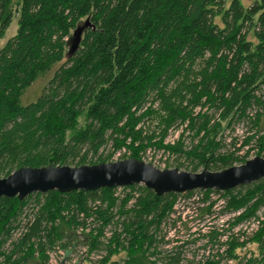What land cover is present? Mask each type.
I'll use <instances>...</instances> for the list:
<instances>
[{
  "label": "trees",
  "instance_id": "1",
  "mask_svg": "<svg viewBox=\"0 0 264 264\" xmlns=\"http://www.w3.org/2000/svg\"><path fill=\"white\" fill-rule=\"evenodd\" d=\"M224 1L0 0V39L17 16L15 34L0 46V176L26 166L107 162L111 154L102 156L99 150L109 143L114 150L125 147L129 157L141 159L146 148L163 146L170 126L186 121L192 134L200 136L198 143L189 150H183L182 143L166 148L183 156L191 172L199 167L218 171L245 161L234 152H221V139L216 141L221 129L239 121L255 129L243 145L254 141L260 155L264 0L247 9L238 0L227 7ZM86 20L90 26L78 49L68 53L72 31ZM59 62L36 100L22 104L24 91ZM254 106L263 110L249 115ZM128 188L139 193L129 208L131 195L121 200L117 221L124 234L114 232L110 243L127 249L130 260L125 264H144L148 262L144 245L155 248L160 224L178 194L157 196L144 186ZM114 190H53L22 201L0 197V248L30 200L43 201L22 233V244L35 237L43 254L62 236L55 220L77 227L88 218L98 231L91 241L99 243L114 217L118 201ZM223 194L226 211L243 209L233 223L247 220L264 205V178ZM254 234L252 241L264 264V223ZM22 244L14 245L0 264L31 258L33 243L27 253L11 260ZM229 245L231 254L236 241ZM110 254L102 261L107 262Z\"/></svg>",
  "mask_w": 264,
  "mask_h": 264
},
{
  "label": "built area",
  "instance_id": "2",
  "mask_svg": "<svg viewBox=\"0 0 264 264\" xmlns=\"http://www.w3.org/2000/svg\"><path fill=\"white\" fill-rule=\"evenodd\" d=\"M196 109L199 108L196 107ZM249 115H252L251 112ZM140 125H142V123L138 124L137 127ZM239 125V122H235L230 127L221 129L217 133L216 141L221 139V152H225L223 148L233 143L236 147L229 152H234L235 156L239 158L244 157L246 161L248 158L246 151H248L251 143L243 145V140L247 135L251 134V132L232 136L233 132L238 131ZM143 128L146 131L145 124ZM199 137H195L194 134H192V130L187 126V121L176 126H170L163 137V146L160 148L155 146L146 148L140 160L150 163L159 169L178 168L179 170L190 171L189 169H191V167L188 166L185 158L178 154L177 151H175V153L170 152L167 150L166 146L175 147L177 143H182L183 150H189L193 145L198 143ZM243 148H245V153L240 152ZM263 153L264 151L261 154ZM100 154L102 156L104 154L105 156L111 154L107 162H113L129 158L130 151L125 147L114 150L111 147V143H109L105 149L100 148L99 155ZM241 163L243 162L238 163V161H235L233 165H239ZM202 169V167H199L196 172ZM138 185L143 186L141 184ZM128 187L129 186L114 187L115 190L113 195L118 199L113 208L114 217L112 221L104 227L103 232L98 238L99 243L95 244L91 241V239L97 235L98 231L95 229L96 225H94L93 219L88 218L82 225L74 227L75 229L77 228L76 232L78 234H83V237L87 235L90 244L87 250L81 248L76 258H74L73 255L75 251L78 250L79 246L77 243L70 245L67 234H62L59 239L55 240L54 244L50 247H45L43 254H41L38 249L35 237H31L29 243L34 244L32 252L33 257L31 256V258H37L38 264H84L85 262L89 264H125L126 261L129 260L127 249L125 250L117 247V245L110 243V240L114 232L124 234L121 223L117 221V212L121 200L127 195H131V199L127 202V207L129 208L134 202V197L138 196L139 192L131 190ZM118 190L119 193L116 194ZM204 191L205 190H194L189 193L178 194V196L191 194L189 199L195 201L192 203L193 207L189 210L187 217L181 215L180 212L176 210V198L171 211L163 220V222L165 220L169 222L168 226L162 228L163 222L160 224V231L157 236L155 248L154 245L149 248L144 245L146 249L145 257L148 262L151 264H207L208 262H215L217 264H245L252 260H256L253 261L252 264H262V255L258 254L257 243L252 241V238L255 236L254 233L262 226V223H264V205L260 206L249 219L234 224L235 218L240 215L243 209L226 211L225 206L227 198L223 194L224 191L211 190L207 194H205ZM202 211L204 212L203 214H201ZM35 215L26 219L24 229L22 230L23 233L27 231V226L33 222ZM202 219L209 224L206 232L202 230L203 224L200 223ZM24 235L25 234H22L20 236L17 243L8 239L10 234L8 235L3 246L0 248L2 253H4V255H0V261H3L5 259L4 256L7 255L11 249H14V245L18 243L22 244ZM121 239L126 240V236H122ZM233 239L236 241V246L232 248V253L230 254L229 242ZM29 243L22 244L20 251L15 252L12 259L27 253V246ZM252 244H255V249L251 248ZM9 245H11L12 248L8 249ZM108 245H112L113 247L108 250ZM124 251L127 252V259L113 261V256ZM110 252L109 260L103 262L102 260L107 257ZM41 255H45L46 258H42ZM52 260H54V262H52Z\"/></svg>",
  "mask_w": 264,
  "mask_h": 264
},
{
  "label": "water",
  "instance_id": "3",
  "mask_svg": "<svg viewBox=\"0 0 264 264\" xmlns=\"http://www.w3.org/2000/svg\"><path fill=\"white\" fill-rule=\"evenodd\" d=\"M89 26L86 20L75 27L71 34L68 53L72 54L78 49L82 34ZM263 178L264 158L261 156L218 171L203 168L199 172L178 168L159 169L143 160L129 157L113 162L80 166L20 167L7 176L0 177V197H17L22 201L30 194L53 190L60 193L73 190L87 192L138 184L157 196H162L194 190L228 191Z\"/></svg>",
  "mask_w": 264,
  "mask_h": 264
},
{
  "label": "rangeland",
  "instance_id": "4",
  "mask_svg": "<svg viewBox=\"0 0 264 264\" xmlns=\"http://www.w3.org/2000/svg\"><path fill=\"white\" fill-rule=\"evenodd\" d=\"M230 1L231 0H225L224 1V5L227 7L230 4ZM238 1H239V3L241 4V6L244 9H247L249 6H251L253 3H255V2L259 1V0H238ZM16 19H17V16L15 15L14 18L12 19L9 27L7 28L4 36L0 39V46H2L9 37H11V36H13L15 34L16 29H17V21H16ZM215 22L220 25V21H219V17L218 16L216 17ZM249 38L253 39L251 33L249 34ZM60 64H61L60 62L56 63L50 70H48L47 72H45L42 75H39L32 82V84L24 91L23 95L21 96V103L22 104H27V103H29L31 101L36 100V98L40 95V92H41L42 88L46 85L48 79L51 77V75L54 72V70L57 69V67H59ZM257 109H261V111L263 110L261 107L254 106L250 110L251 114H254L255 110H257ZM239 123H240V125H239V128H238V131L237 132L236 131L233 132L232 136H234L235 134L243 135V134H246L247 132L253 133L255 131V129L253 127H251V124L249 122L239 121ZM261 129H264V112L262 113V116H261ZM234 147H236V145L231 143L229 146H225L223 149L225 151L229 152V151H232ZM244 150H245V148H243L240 152H244L245 153ZM246 152H247V156H248L247 159H250L253 156L264 157V153L260 154V155L257 154L256 147L254 145V141H252L248 151H246ZM105 154L103 156H105ZM118 193H119V190L117 191L116 194H118ZM196 195H197V193H196ZM190 197H191V194L180 195V196L177 197L176 210H178L180 212V214L185 216V217H187L189 210L193 207L192 203L195 202V201L190 200L189 199ZM42 201L43 200H41L39 203H36L35 201L30 200V202H28V204L23 207L22 213L19 215V217L17 218V221L15 222V226L16 227L11 231L10 236L8 237V239H11L12 242H16V243L18 242L20 236L23 233L22 230L24 229V224L26 223V219L30 218L31 216H34L36 214V212H37V209L39 211ZM203 213L204 212L202 211L201 214H203ZM20 222H21V224H20ZM120 222H121V220L119 221V223ZM200 223L203 224L202 230L204 232H206L207 227L209 225L208 222L202 219ZM50 224H51V222H50ZM168 224H169V222L167 220H165L163 222V224H162V228H166L168 226ZM55 225H56V227H58L60 225V227H58L60 234H67L68 235L69 244L70 245H72L74 243H77V245L79 246L78 250L75 251V253L73 255L74 258H76L78 256V252L81 250V248H85L87 250L90 247L89 239L87 238V235L83 237V234H78L76 232L77 228L75 229L73 226L72 227L71 226H67L64 223H61V221H59V220H55ZM5 247H6V244H5ZM9 248H12V246L9 245L8 249ZM251 248L255 249V244H252ZM12 250L13 249H11L10 252ZM41 257L42 258H46L45 255H41ZM48 257H49V255H48ZM127 258H128L127 257V252L124 251V252H121V253L113 256V261L114 260H119V259H127ZM15 259H16V257L14 258V260ZM129 260H130V256H129ZM129 260H128V262H129ZM52 262H54V260H52ZM23 264H38V260H37V258H30V259L26 260L25 262H23ZM84 264H89V263L85 262ZM144 264H148V262L145 260Z\"/></svg>",
  "mask_w": 264,
  "mask_h": 264
}]
</instances>
